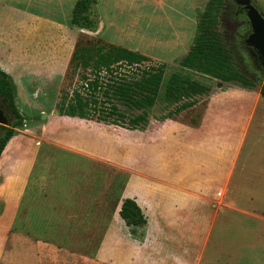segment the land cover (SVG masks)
Segmentation results:
<instances>
[{"label": "crops", "instance_id": "crops-1", "mask_svg": "<svg viewBox=\"0 0 264 264\" xmlns=\"http://www.w3.org/2000/svg\"><path fill=\"white\" fill-rule=\"evenodd\" d=\"M76 1L0 0V70L11 81L20 113L39 116L36 126L45 135L57 125L65 130L83 125L73 121L83 119L61 114L60 103L65 95L69 99L74 92L85 93L92 73H106L102 67L73 71L77 45L105 43L138 52L156 46L160 57L140 53L161 61L178 53L171 60L181 59L195 36L197 11L208 0L203 8L200 0H160L158 28L152 23L150 0H96L92 30L72 24ZM50 104L60 112L41 117ZM36 108L39 112H32ZM178 108L161 121L152 118L144 130L128 131L129 149L142 156L143 165L139 159L130 171L133 175L111 214L101 197L102 186L71 199L42 197L39 185L50 182L47 152L39 168L43 174L33 181L38 192H32L28 203L23 195L17 203V210L30 206L26 216L33 240L30 252L17 247L15 264H229L225 255L240 250L250 231L246 219H264V134L255 137L259 153L252 152L254 144L246 145L257 111L264 114V97L259 88L207 87L201 95L167 105ZM94 127L98 134V125ZM18 135L19 149L0 172V201L5 205L9 200L1 188L16 185L15 200L20 188V180L9 177L25 147ZM37 146L32 144L35 158ZM80 150L87 151L86 141ZM256 157L260 164L248 169ZM125 198L136 202L145 223L126 225L119 215ZM246 205L262 209L241 208Z\"/></svg>", "mask_w": 264, "mask_h": 264}, {"label": "rangeland", "instance_id": "rangeland-1", "mask_svg": "<svg viewBox=\"0 0 264 264\" xmlns=\"http://www.w3.org/2000/svg\"><path fill=\"white\" fill-rule=\"evenodd\" d=\"M151 1V18L153 25L158 28L160 13L159 5H163L160 0ZM207 0H200V7ZM251 2L262 12L264 15V0H251ZM165 5L163 6V8ZM200 14V10L197 11ZM199 16V15H198ZM233 16L235 18H233ZM154 28V27H153ZM215 30L220 35L221 50L216 53V63L213 67V73H242L254 84L255 87L259 88L264 78L260 67L252 60L251 54L244 43L246 32L248 30L246 16L243 12H237L236 6L232 0H221L216 5L215 11ZM157 29H154V31ZM193 34L196 33V26L193 28ZM127 43V41H126ZM139 50V49H138ZM139 52H147L150 55L160 57L158 47L153 46V50L140 49ZM161 52V51H160ZM142 56V55H141ZM178 53H174L171 57L165 58H176ZM142 61L132 62H121L119 67L114 70L113 73H105L104 89L107 86L110 88L111 85L115 86L118 84H129L133 86V83L140 82L142 77L144 78L146 73H164L161 90L163 87L165 90L169 87L170 81H172L175 73L178 75H185L186 73H194V80L201 87H224L227 85H239V82L231 81L224 82L216 78H212L201 72L192 71L191 69L182 66L181 59L172 61L171 59H163L161 61L154 59L150 56H143ZM170 60V61H169ZM230 71V72H229ZM180 77V76H179ZM169 81V82H168ZM117 84V85H118ZM185 84V83H183ZM83 85V84H81ZM172 86V84H171ZM83 87H85L83 85ZM109 91V90H107ZM187 91V90H186ZM90 94V88L87 87L85 93L80 95L88 97ZM189 94V97H195L198 95ZM98 102V106L104 107V111L109 112L111 107L116 108L117 112H124L125 119L121 125H113L107 121H111L117 118L113 115L106 118L104 122H97L94 120V116L90 115L91 119L81 118L78 122L73 120L75 123H82L80 127L73 126L72 129L65 130L63 126H55V130H51L44 133V129L40 126H36L39 121V116H30L27 111H21L25 118L22 124V128H16L18 134L23 136V144L25 147L17 155L12 169V174L9 176L13 181L20 180V188L18 197L15 200V194L17 187L14 184L8 183L2 189V194L9 200L8 204L5 205L3 201H0V264H15V257L17 256V247L27 248L30 252V246L33 240L32 228L30 218L26 215L29 214L30 206H20L17 210V203L22 197L26 203L30 201L32 192H38L37 189H33V181H37L39 176L43 173L39 171L45 163L44 157L49 152L51 157V170L49 175V184H40L41 196H48L51 199L65 200L74 198L76 193L83 192L87 195L93 194L97 186H102L101 197L107 205H109L110 214L115 210L116 203L119 201L121 191L126 185V182L133 174V167L138 164V160L141 159L136 157L135 153L129 149L128 144V117L140 113L141 110H131L128 104H126V94L121 93L120 96H115L111 92L102 95V91L98 90L95 94ZM60 97V95H58ZM186 96H181L177 101H185ZM72 98V95L70 96ZM103 102V104H99ZM171 102V103H174ZM170 103L166 100L164 93H158L156 97V103L151 111L149 121L154 118L161 121V119L167 116L168 112H178L175 109H167V104ZM55 104H50L42 109L40 113L41 117L50 118L53 114H58L60 111L54 108ZM261 105H263L261 103ZM54 108V109H53ZM32 112H39V108H36ZM184 113L189 111H183ZM264 114L261 111H257L255 121L252 126L251 138L247 140L246 145H253V153H259L257 147V137L260 134H264ZM77 117V116H74ZM80 118V117H79ZM260 119V122L257 120ZM73 122V123H74ZM85 123V124H84ZM98 125L99 132L96 134V127ZM18 129V130H17ZM75 129H86V133L75 131ZM101 132V133H100ZM16 134L11 137L7 143V149L3 152L0 158V172L4 170L5 164L9 161L10 157L17 152L20 144V136ZM87 142V151L81 152L80 146ZM34 144L36 147L40 144L39 155L35 158L34 150L32 147ZM261 150H263L264 140L261 143ZM37 149V148H36ZM132 152V153H131ZM262 152V151H261ZM38 153V150H37ZM40 158V159H38ZM259 157L253 158L250 164L247 165L248 169H253L255 166L260 164ZM21 170L19 171V169ZM22 181V183H21ZM0 182H3V178L0 177ZM12 182V181H11ZM86 186L84 191L83 186ZM81 188V189H80ZM4 192V193H3ZM13 196V197H11ZM241 208L245 209H257L261 210L262 207L255 205H246ZM17 213L19 216L17 217ZM25 215V216H22ZM246 221L251 225L249 228L246 239L243 237V246L240 250L237 249L235 252L232 249V253L226 256V261L229 264H264V219H252L248 217ZM75 225V223H72ZM79 224V223H78ZM93 225V224H92ZM233 236L231 237L232 240ZM92 240V239H90ZM26 250V249H25ZM21 256V255H19ZM26 256V255H24Z\"/></svg>", "mask_w": 264, "mask_h": 264}, {"label": "trees", "instance_id": "trees-1", "mask_svg": "<svg viewBox=\"0 0 264 264\" xmlns=\"http://www.w3.org/2000/svg\"><path fill=\"white\" fill-rule=\"evenodd\" d=\"M218 2H221V0H208L206 2L197 21L196 33L192 45L181 59L182 66L192 71L201 72L199 74L216 78L224 82L236 81L240 83L241 87L251 89L255 87L254 84L242 73H233L230 71V73H227V71L226 73L212 72L214 67L213 63H216V53L221 50L220 35L214 28L215 11ZM95 3L96 0H77L72 9V24L88 30L94 29L96 26V18L93 16L92 9ZM233 18L235 17L233 16ZM143 56L145 55L138 51L105 43L88 46L77 45L71 58V68L74 71L77 67H82L84 69L87 67H92L94 69L102 67L108 74L113 73L114 70L119 67L120 61L128 63L132 61H142L144 60ZM92 74L94 77L88 83L90 88L89 96L82 97L80 92H74L72 98L68 99L65 95L60 103L61 114L91 120L92 118H90V115H93L94 120L97 122H104L106 118L115 115L117 116L116 119L111 121L108 120L107 122L120 126L125 119V113L117 112L114 107H111V109H109L110 111L105 113L104 107H102V105L100 107L98 106L95 94H97L98 90L102 91V95L111 92V94L114 93L115 96H120L121 93H124L126 94V104H128L129 108H131V110H141L140 113L128 117L127 125L131 130H144L147 127L151 115L150 113L156 103L158 93H164L166 100L171 103L177 101L182 95L186 96L185 99H187L189 94H192L191 96L201 94L207 88L206 86L201 87V85L197 84L193 78L194 73H186L185 75H178L175 73L167 90H165L164 87L163 90H161L164 73H146L144 75L145 77H142L140 82L136 81L133 83V86L117 83L118 85H111L112 88L107 86V88L104 89L103 80L105 79V73ZM259 93L264 97V78L259 87ZM14 98V89L11 81L7 74L0 70V100L4 103L9 116L12 118L9 126L0 124V158L7 149V143L10 138L18 134L16 128L21 126L24 121V117L18 110ZM100 103L103 104V102H99V104ZM166 104L168 105L169 103ZM175 110L179 111L180 108ZM119 215L128 226H140L145 223V218L141 209L136 202L130 198H125L122 201Z\"/></svg>", "mask_w": 264, "mask_h": 264}, {"label": "water", "instance_id": "water-1", "mask_svg": "<svg viewBox=\"0 0 264 264\" xmlns=\"http://www.w3.org/2000/svg\"><path fill=\"white\" fill-rule=\"evenodd\" d=\"M236 3L243 7L244 14L251 30L245 39V43L256 50L259 67L264 75V15L251 0H236ZM11 121L12 118L8 116L0 100V124L9 126Z\"/></svg>", "mask_w": 264, "mask_h": 264}, {"label": "flooded vegetation", "instance_id": "flooded-vegetation-1", "mask_svg": "<svg viewBox=\"0 0 264 264\" xmlns=\"http://www.w3.org/2000/svg\"><path fill=\"white\" fill-rule=\"evenodd\" d=\"M232 1H233V3H234L235 6H236V10H237V12H244L243 7H242L241 5H238V4L236 3V0H232ZM246 22H247V24H248L247 19H246ZM250 31H251V30H250V26H249V24H248V30H247V32H246V37H245V39H246L247 36L249 35ZM245 39H244V43H245ZM245 45H246V47L248 48V50H249V52H250V54H251L252 60L256 63V65L259 66V62H258V54H257L256 50H255L253 47L248 46L246 43H245ZM1 103H3V102L1 101ZM3 106H4V103H3ZM4 107H5V106H4ZM5 110H6L7 114H8V116H9V113H8V111H7L6 108H5ZM9 117H10V116H9Z\"/></svg>", "mask_w": 264, "mask_h": 264}]
</instances>
